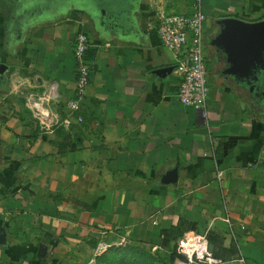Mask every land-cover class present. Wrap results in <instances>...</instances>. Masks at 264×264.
<instances>
[{
    "label": "crops",
    "instance_id": "obj_1",
    "mask_svg": "<svg viewBox=\"0 0 264 264\" xmlns=\"http://www.w3.org/2000/svg\"><path fill=\"white\" fill-rule=\"evenodd\" d=\"M195 3L0 0V264L84 263L119 239L173 253L188 232L223 264H264V69L221 39L224 19L264 21V0H202L206 117L180 103L155 27ZM79 32L83 122L42 133L25 95L74 96Z\"/></svg>",
    "mask_w": 264,
    "mask_h": 264
},
{
    "label": "built area",
    "instance_id": "obj_2",
    "mask_svg": "<svg viewBox=\"0 0 264 264\" xmlns=\"http://www.w3.org/2000/svg\"><path fill=\"white\" fill-rule=\"evenodd\" d=\"M206 20L202 0H196L192 13H163L157 16L155 23L163 46L174 56L172 73L180 81V103L201 112L205 117L209 96L205 51ZM90 47L88 35L79 32L73 45L76 60L74 96L62 109L61 94L55 83L46 85L40 93L30 92L25 95V104L42 133L53 134L60 127L70 129L73 123L83 122V118L76 116V113L81 110L91 80L92 69L87 60ZM219 177H223V172L219 173ZM177 253L184 261L179 264H223L213 257L207 233H184L177 242Z\"/></svg>",
    "mask_w": 264,
    "mask_h": 264
},
{
    "label": "water",
    "instance_id": "obj_3",
    "mask_svg": "<svg viewBox=\"0 0 264 264\" xmlns=\"http://www.w3.org/2000/svg\"><path fill=\"white\" fill-rule=\"evenodd\" d=\"M221 24L225 30L221 39L226 42L228 47L236 45L237 52L244 57L243 65L249 67L250 71L258 72L264 69V21L258 23H246L237 19H224ZM242 46V48H238ZM232 48V47H231ZM229 59L235 64L238 57L230 50H226ZM4 65H0V70ZM172 73L173 68L164 69Z\"/></svg>",
    "mask_w": 264,
    "mask_h": 264
},
{
    "label": "rangeland",
    "instance_id": "obj_4",
    "mask_svg": "<svg viewBox=\"0 0 264 264\" xmlns=\"http://www.w3.org/2000/svg\"><path fill=\"white\" fill-rule=\"evenodd\" d=\"M178 255V254H177ZM165 249L154 250L143 243L119 239V241L101 246L88 261L79 264H179V258Z\"/></svg>",
    "mask_w": 264,
    "mask_h": 264
},
{
    "label": "trees",
    "instance_id": "obj_5",
    "mask_svg": "<svg viewBox=\"0 0 264 264\" xmlns=\"http://www.w3.org/2000/svg\"><path fill=\"white\" fill-rule=\"evenodd\" d=\"M172 254H173L172 259L179 258L178 255H177V254H178L177 251L173 252ZM180 257H181V256H180ZM181 258H182V257H181Z\"/></svg>",
    "mask_w": 264,
    "mask_h": 264
}]
</instances>
